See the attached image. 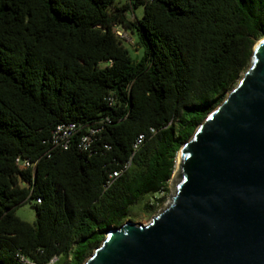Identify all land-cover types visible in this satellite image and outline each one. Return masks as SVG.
Segmentation results:
<instances>
[{
	"label": "trees",
	"instance_id": "1",
	"mask_svg": "<svg viewBox=\"0 0 264 264\" xmlns=\"http://www.w3.org/2000/svg\"><path fill=\"white\" fill-rule=\"evenodd\" d=\"M263 37L264 0H0V264H84L146 198L154 212ZM26 203L31 224L15 214Z\"/></svg>",
	"mask_w": 264,
	"mask_h": 264
},
{
	"label": "water",
	"instance_id": "2",
	"mask_svg": "<svg viewBox=\"0 0 264 264\" xmlns=\"http://www.w3.org/2000/svg\"><path fill=\"white\" fill-rule=\"evenodd\" d=\"M178 155L169 203L109 228L84 264H264V37Z\"/></svg>",
	"mask_w": 264,
	"mask_h": 264
},
{
	"label": "rangeland",
	"instance_id": "3",
	"mask_svg": "<svg viewBox=\"0 0 264 264\" xmlns=\"http://www.w3.org/2000/svg\"><path fill=\"white\" fill-rule=\"evenodd\" d=\"M123 2H125V0H117V6H119ZM142 12H143L142 7H139L136 10H132L133 14H131L132 15L131 19L134 20L136 17L140 18L142 15ZM120 40L122 41L124 46L127 48L129 55L131 56L132 59L137 58L140 55V47H139V44H138V41H137V38L135 35H133L131 32H125V37L122 39L120 38ZM243 74L244 73H242V75ZM178 157H179V155H177L176 166H175L173 177L171 178V180L168 183V189H169L168 193L161 194V195L157 196V198H162V197L165 198L164 201L162 202V204L156 206L154 212L147 213L143 207V203L146 201H151V202L153 201V203H155L156 199H153V197L146 198L144 201H142V203L140 205L136 206L133 209V211L130 213V217L128 219H126L124 222L132 221L136 224H138V223L147 224L150 222L151 218L158 211L163 209V207H165L169 203L170 197H172L174 195L175 188L177 187V185L180 182V176L178 175V173L176 171L177 170V164L179 161ZM15 214L18 218H20L21 220L28 222L30 224L33 223L35 220V213L32 210L30 203H26V204L19 206L16 209Z\"/></svg>",
	"mask_w": 264,
	"mask_h": 264
},
{
	"label": "built area",
	"instance_id": "4",
	"mask_svg": "<svg viewBox=\"0 0 264 264\" xmlns=\"http://www.w3.org/2000/svg\"><path fill=\"white\" fill-rule=\"evenodd\" d=\"M116 35L120 39L125 37V32L117 29ZM77 131V127L73 123L63 124L59 125L55 131L53 132L52 136V142L55 145H59L63 148H66L70 138L73 136V134ZM97 131L96 130H90L89 134L82 135L79 139V147L83 150H86L89 147V144L91 143V135H94ZM141 137L137 140V145L140 143ZM16 164L19 166L20 169H26L30 167V163L27 161H21L20 159H16ZM120 172L113 173L112 178L118 177ZM55 261V259L51 260L49 264H52Z\"/></svg>",
	"mask_w": 264,
	"mask_h": 264
}]
</instances>
